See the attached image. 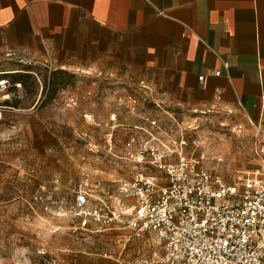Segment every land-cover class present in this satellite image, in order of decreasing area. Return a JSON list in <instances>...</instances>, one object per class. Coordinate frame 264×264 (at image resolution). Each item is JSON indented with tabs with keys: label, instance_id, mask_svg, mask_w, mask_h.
Returning a JSON list of instances; mask_svg holds the SVG:
<instances>
[{
	"label": "rangeland",
	"instance_id": "1",
	"mask_svg": "<svg viewBox=\"0 0 264 264\" xmlns=\"http://www.w3.org/2000/svg\"><path fill=\"white\" fill-rule=\"evenodd\" d=\"M77 53L0 52V77L10 81L0 101V264H138V250H124L115 231H74L71 206L85 174L93 180L129 176L128 165L104 145L112 131L122 142L124 125L141 124L115 104L138 85L141 72L117 71L124 51L112 58L118 62L112 71L109 54L96 55L89 45L84 55ZM142 59L135 57L139 65ZM121 79L127 84L117 85ZM162 108L141 110L176 114L183 126L197 117L199 133L208 134L209 145L223 157L215 170L227 183L258 164L251 121L221 110L193 113L167 103ZM174 122L166 120L169 128Z\"/></svg>",
	"mask_w": 264,
	"mask_h": 264
},
{
	"label": "built area",
	"instance_id": "2",
	"mask_svg": "<svg viewBox=\"0 0 264 264\" xmlns=\"http://www.w3.org/2000/svg\"><path fill=\"white\" fill-rule=\"evenodd\" d=\"M9 85L0 77V101ZM153 91L141 80L116 98L142 120L124 125V141L112 131L104 145L129 176L85 174L74 191L73 230L115 231L124 250H138V264H264V129L255 127L258 164L227 183L215 170L223 157L199 133L197 117L183 126L176 114L144 111L150 104L163 110Z\"/></svg>",
	"mask_w": 264,
	"mask_h": 264
},
{
	"label": "crops",
	"instance_id": "3",
	"mask_svg": "<svg viewBox=\"0 0 264 264\" xmlns=\"http://www.w3.org/2000/svg\"><path fill=\"white\" fill-rule=\"evenodd\" d=\"M87 45L109 54L110 71L124 51L117 71H140L163 104L264 129V0H0V52L84 55Z\"/></svg>",
	"mask_w": 264,
	"mask_h": 264
}]
</instances>
